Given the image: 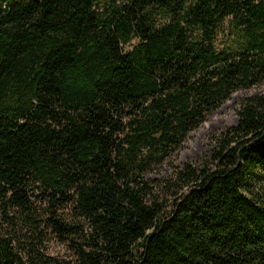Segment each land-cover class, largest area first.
<instances>
[{
  "label": "trees",
  "instance_id": "obj_1",
  "mask_svg": "<svg viewBox=\"0 0 264 264\" xmlns=\"http://www.w3.org/2000/svg\"><path fill=\"white\" fill-rule=\"evenodd\" d=\"M0 264H264V0H0Z\"/></svg>",
  "mask_w": 264,
  "mask_h": 264
},
{
  "label": "rangeland",
  "instance_id": "obj_2",
  "mask_svg": "<svg viewBox=\"0 0 264 264\" xmlns=\"http://www.w3.org/2000/svg\"><path fill=\"white\" fill-rule=\"evenodd\" d=\"M257 93V89L235 92L229 100L208 117L199 129L191 134L178 156L172 162L157 168L150 176L164 179L173 173L174 167L171 164L177 167H183L185 164L200 165L206 159H209L215 148L214 137L219 136L229 127L237 125L239 121L237 110L242 102ZM57 250L64 253L66 249L60 246L57 247Z\"/></svg>",
  "mask_w": 264,
  "mask_h": 264
}]
</instances>
